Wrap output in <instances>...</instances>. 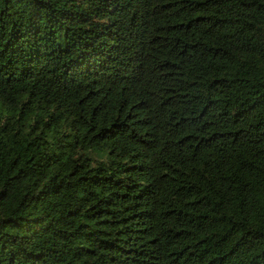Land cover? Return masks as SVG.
<instances>
[{
  "label": "trees",
  "instance_id": "obj_1",
  "mask_svg": "<svg viewBox=\"0 0 264 264\" xmlns=\"http://www.w3.org/2000/svg\"><path fill=\"white\" fill-rule=\"evenodd\" d=\"M0 264H264V0H0Z\"/></svg>",
  "mask_w": 264,
  "mask_h": 264
}]
</instances>
